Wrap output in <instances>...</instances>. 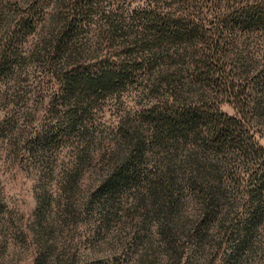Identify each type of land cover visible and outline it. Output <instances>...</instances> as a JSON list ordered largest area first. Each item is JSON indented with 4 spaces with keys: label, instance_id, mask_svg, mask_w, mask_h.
I'll list each match as a JSON object with an SVG mask.
<instances>
[{
    "label": "rangeland",
    "instance_id": "374dc122",
    "mask_svg": "<svg viewBox=\"0 0 264 264\" xmlns=\"http://www.w3.org/2000/svg\"><path fill=\"white\" fill-rule=\"evenodd\" d=\"M138 2L102 0L79 43L94 49L108 29L101 15ZM68 3L0 0V264H264V187L250 198L255 160L232 144H159L143 122L168 86L186 82L180 70L154 69L102 99L85 123L66 117L47 46ZM22 17L35 20L25 38ZM240 33L228 70L248 84L264 64V33ZM246 96L250 109L219 105L245 117L243 135L262 151L264 94ZM133 135L146 138L141 177L112 187L113 164L134 148ZM210 202L217 218L204 213Z\"/></svg>",
    "mask_w": 264,
    "mask_h": 264
},
{
    "label": "trees",
    "instance_id": "16d2710c",
    "mask_svg": "<svg viewBox=\"0 0 264 264\" xmlns=\"http://www.w3.org/2000/svg\"><path fill=\"white\" fill-rule=\"evenodd\" d=\"M102 5V0H69L56 15L58 30L47 47L53 54L52 76L60 87L54 101L68 102L66 117L85 123L102 99L120 93L154 69L180 70L186 82L168 86L166 97L143 112L149 135L159 144L171 141L181 149L190 143L195 150L206 144L235 145L243 159L251 158L259 165L250 174L255 184L250 198L259 195V186L264 187V149L259 151L258 144L243 135L245 117L226 114L219 103L244 111L250 109L246 95L264 94V64L248 84L237 83L228 70L231 47L239 44L240 31L264 33V0H139L132 8L101 15L108 29L101 31L93 49L79 42ZM34 27V17H22L17 33L25 38ZM138 136H132L134 148L113 164L112 187L141 177L147 147L146 138ZM201 179L200 174L195 177L196 182ZM173 184H177L174 178ZM218 195L213 192L211 202ZM211 202L205 203L204 213L217 218L219 211Z\"/></svg>",
    "mask_w": 264,
    "mask_h": 264
}]
</instances>
